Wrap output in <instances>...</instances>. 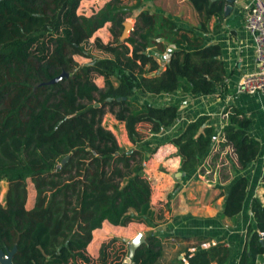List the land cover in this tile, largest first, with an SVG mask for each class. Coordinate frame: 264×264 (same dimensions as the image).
Masks as SVG:
<instances>
[{
	"label": "trees",
	"instance_id": "16d2710c",
	"mask_svg": "<svg viewBox=\"0 0 264 264\" xmlns=\"http://www.w3.org/2000/svg\"><path fill=\"white\" fill-rule=\"evenodd\" d=\"M80 1L0 0V249L15 246L11 264H122L128 247L120 260L110 256L114 236L100 242L95 257L86 245L103 220L155 224L142 161L160 142L146 153L143 138L169 126L178 109L176 102L137 96L221 93L226 86L220 45L200 34L211 16L223 17L224 0H187L197 15L190 26L143 0H105L89 12L77 9ZM130 16L132 27L120 39ZM103 25L105 41L93 35ZM92 35L91 45L108 55L91 56L86 43ZM73 55L90 60L78 63ZM97 76L99 88L91 84ZM86 86L96 92L94 102L80 100ZM224 110L219 145L230 146L236 168L264 158L260 141L247 133L250 119L232 105ZM106 112L122 123L131 146L120 145L104 126ZM208 119L199 114L166 140L176 148L178 170L195 168L209 153L216 129ZM27 180L33 198L26 206ZM260 183L263 200L250 199L254 224L246 226L237 264H255L264 253V172ZM246 184L244 174L229 183L221 216L241 209ZM160 248L147 233L128 264H154ZM227 259L228 247L218 241L189 253L186 264Z\"/></svg>",
	"mask_w": 264,
	"mask_h": 264
},
{
	"label": "crops",
	"instance_id": "0c3cea01",
	"mask_svg": "<svg viewBox=\"0 0 264 264\" xmlns=\"http://www.w3.org/2000/svg\"><path fill=\"white\" fill-rule=\"evenodd\" d=\"M90 1L92 7L96 8L105 0ZM250 1L224 0V4L230 5L227 13L220 19L211 16L207 21V30L200 32L205 43L218 42L220 45V57L226 74V86L221 93L217 89L207 94H189L177 90L149 94L164 96L166 100L163 102H176L178 106L177 115L169 126L163 127L157 133H149L143 139L148 142L160 141L143 164L144 173L151 181L150 204L155 213V224L145 225L140 221H129L125 225H118L103 220L99 227L92 230L91 240L86 245L90 256L97 255L100 242L108 236H116L125 241L141 232L143 237L147 233L155 235L161 243L160 255L154 264H186V256L189 253L203 250L218 241H224L228 247V259L223 264H237L238 252L245 240L246 226L248 223L254 224L249 208L250 199L256 197L260 201L263 200L260 177L264 172V158L258 155L242 169H237L230 146L219 145V129L226 120L224 109L228 104L238 108L250 119L246 127L247 133L259 141L261 139L264 126V95L232 91L236 80L255 68L252 35L244 27L245 13ZM150 2L153 7H147L148 9L160 10L169 16L173 14L171 17L185 26L197 22L195 10L187 0ZM183 10L188 11L190 19L179 20ZM203 113L209 115L208 121L215 126L214 141L209 153L195 168L182 172L178 170L179 157L176 148L166 140L178 133L187 121ZM113 120L122 125L116 119ZM123 132L127 146H131L125 130ZM215 153L217 154L214 155ZM240 174H244L247 179L241 209L231 218L221 216L226 189ZM3 191L4 189H1V195ZM170 237L174 240H170ZM255 264H264V253L256 256Z\"/></svg>",
	"mask_w": 264,
	"mask_h": 264
},
{
	"label": "rangeland",
	"instance_id": "374dc122",
	"mask_svg": "<svg viewBox=\"0 0 264 264\" xmlns=\"http://www.w3.org/2000/svg\"><path fill=\"white\" fill-rule=\"evenodd\" d=\"M95 1H99V0H95ZM91 1L90 0H81L77 9L79 10H83L85 12H89V8H93L92 5H91ZM143 6H146V7H149V8H152V4L150 2V0H143V3H142ZM183 13H181V15L179 16V20H187V19H190L191 16L188 15V11L187 10H183L182 11ZM173 15V14H172ZM170 14V16H172ZM173 17V16H172ZM126 19L130 20L131 21V24L133 22V18L132 16L130 17H127ZM189 22V21H188ZM190 23V22H189ZM93 35H97L99 36L102 41H105L109 38V33L107 32L106 30V27L102 26L100 28H98L97 30L94 31ZM92 36H90L88 38V41L86 43V47L88 48V51L90 52L91 56H94V57H100V56H105V55H108V53L100 50V49H97L95 48L94 46L91 45V41H92ZM73 58L78 62V63H85V62H88L90 60V58L88 57H84V56H81V55H73ZM91 84L95 87H101L102 86V78L101 76H97V77H94ZM88 95V96H87ZM137 98L139 100H147V101H153V102H163L166 100V98L164 96H153V95H146V94H139V96H137ZM80 100L82 102H86V103H90V102H94L96 100V92L93 90V89H89L88 86H86L84 88V92H83V95L80 97ZM102 123L104 124V126L108 129H110L112 131V133L114 134L117 142L120 144V145H128V143L125 142V138H124V130L122 128V125H120L119 123L115 122L112 118L111 115H109V112L107 113H104L103 116H102ZM149 134H146L144 136L147 137ZM143 138V139H144ZM145 144L143 145V148L145 149V152L146 153H149L151 148L153 147L154 143L156 142H148V141H143ZM160 142V141H159ZM149 144V145H147ZM227 155L229 156V153L226 152ZM142 162H145V161H142ZM146 175V174H145ZM27 186H28V196H27V200H26V206L29 204V201L33 198V193H32V189H31V184L29 183V181L27 180ZM5 187V181L4 179L3 180H0V193H1V189H4ZM1 194H0V199H1ZM32 201V200H31ZM115 238L112 239L111 241H113V243H111V246H113L114 249H110L109 250V255L110 256H113L116 257V259L120 260L122 258V256H125L124 253H125V249H126V246H127V242L124 241V243H121V239L114 236ZM108 239V238H107ZM110 240V239H108ZM107 240V241H108Z\"/></svg>",
	"mask_w": 264,
	"mask_h": 264
},
{
	"label": "built area",
	"instance_id": "2783aa9c",
	"mask_svg": "<svg viewBox=\"0 0 264 264\" xmlns=\"http://www.w3.org/2000/svg\"><path fill=\"white\" fill-rule=\"evenodd\" d=\"M244 27L252 35L255 68L242 74L232 85L236 93H261L264 95V1L251 0L247 6ZM260 144L264 150V126ZM144 164V162H142ZM170 240H174L170 237Z\"/></svg>",
	"mask_w": 264,
	"mask_h": 264
},
{
	"label": "water",
	"instance_id": "95a60500",
	"mask_svg": "<svg viewBox=\"0 0 264 264\" xmlns=\"http://www.w3.org/2000/svg\"><path fill=\"white\" fill-rule=\"evenodd\" d=\"M226 1L231 2L232 0H226ZM229 8H230L229 3L224 4L223 12L227 13V10ZM122 25H123V28H122V32H121V35H120V39L126 37L128 32H129V29L132 27L131 21L128 20V19H125L122 22ZM64 74H66V73L65 72H61L58 76L54 77L52 80H55V79L61 77ZM66 157H67V155L64 158H62L60 162H63ZM142 241H144V237H143L141 232H138L135 236H133L130 239H125V242H127L128 254L124 257L122 264H128L129 263L130 256L132 255L134 249ZM14 250H15V246H13L11 249L5 250V251L0 249V264H11V256H12Z\"/></svg>",
	"mask_w": 264,
	"mask_h": 264
}]
</instances>
